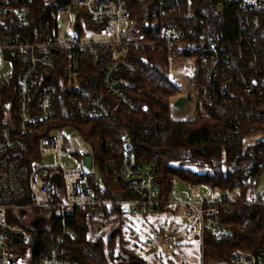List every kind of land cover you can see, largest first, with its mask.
<instances>
[{
  "label": "built area",
  "instance_id": "obj_1",
  "mask_svg": "<svg viewBox=\"0 0 264 264\" xmlns=\"http://www.w3.org/2000/svg\"><path fill=\"white\" fill-rule=\"evenodd\" d=\"M63 1L0 0V264H31L38 218L42 250L34 264H78L71 245L78 235L64 215L87 212L95 231L96 214L117 209L123 215V207L131 216L171 212L168 230L157 237L164 250L175 241L174 221L193 216L204 264L205 240L228 239L243 228L222 221L243 194L246 204L264 209V188L258 189L264 130L256 128L264 126V0ZM152 53L189 93L178 107L192 104L184 121L209 120L219 106L226 139L245 135L243 143L254 148L260 162L246 167L231 190L209 188L196 203L161 197L156 163L135 147L154 132L132 119L146 111L136 99L137 77ZM119 118L126 124L118 141L98 143L118 150L104 164L107 185L77 126ZM79 251L99 258L92 247ZM127 259L145 264L131 255H111L110 264ZM214 264H264V251L236 250Z\"/></svg>",
  "mask_w": 264,
  "mask_h": 264
},
{
  "label": "trees",
  "instance_id": "obj_2",
  "mask_svg": "<svg viewBox=\"0 0 264 264\" xmlns=\"http://www.w3.org/2000/svg\"><path fill=\"white\" fill-rule=\"evenodd\" d=\"M147 57L148 61L137 77L140 89L136 93V99L145 104L146 111L139 118L132 117V119L141 126L142 130L154 132L140 143H136L135 147L140 158L156 163L157 184L161 197L169 199L175 180L190 186H203L220 191L231 190L244 178L246 167L255 166L260 162L259 158L252 155L254 148L243 143L245 135L235 141L226 139L222 126V109L219 106L213 109L209 120L198 118L191 121L171 120L170 99L180 94L182 88L179 83L167 76L161 55L152 53ZM12 87L13 84L10 85V89ZM61 119L65 120L64 112L61 113ZM125 124L126 121L119 118L113 122L86 123L77 126V130L93 147L97 166L107 185L110 182L104 174V164L118 154V150L107 151L98 147V143L104 140L117 142L121 127ZM256 128L264 130V126ZM39 137L40 134H36L33 140L29 139V141L33 143ZM245 200L243 194L234 212L222 219L228 225L235 227L240 224L243 228L238 229L235 235L228 239L205 240L204 264L226 260L236 250L252 254L264 251V209L260 206L248 205ZM113 215V218H121V213L115 209L103 214V219L107 223L111 221ZM88 216L87 212L77 211L63 217L64 224L78 235L77 241L71 243L73 258L78 264H110L117 243L124 244L121 237L117 243L115 241L121 233L122 224L119 223L115 227L118 230L113 238H110L113 229L109 231L106 242L102 239L104 235L91 241L86 225ZM60 220L61 217L53 216L54 224H58ZM82 246L94 248L99 255L98 260L84 258L79 251Z\"/></svg>",
  "mask_w": 264,
  "mask_h": 264
},
{
  "label": "rangeland",
  "instance_id": "obj_3",
  "mask_svg": "<svg viewBox=\"0 0 264 264\" xmlns=\"http://www.w3.org/2000/svg\"><path fill=\"white\" fill-rule=\"evenodd\" d=\"M66 27V25L60 24ZM4 72H9L6 67ZM184 98L188 100L189 93L182 91L176 95L170 104L169 115L173 121H183L189 114L192 104L186 102L182 109L176 107V102ZM49 165H55L56 159L53 156L46 158ZM65 164V160H63ZM264 188V175L258 183V189ZM209 192V188L203 186H190L182 181L175 180L172 185L169 200L171 202H190L199 201L202 194ZM212 197L217 196L215 192ZM121 218H113L111 221L105 222L103 215L96 214V230H89V239L93 241L98 236L104 235L102 239L107 240V235L111 229L115 228L119 223L122 224L121 233L115 239L116 243L119 237L124 241L123 245L119 242L112 255L118 256H135L141 259L145 264H199L201 261L200 241L198 238V228L193 216H189V221L176 219L174 221L175 241L172 242L168 250H164L157 243L159 234L165 233L173 216L169 211H159L147 216H131L127 215L125 207L122 209ZM92 222V221H91ZM92 224V223H91ZM87 228L90 227V221L86 223ZM112 230V231H113ZM111 231V232H112ZM153 251L152 253H149ZM113 259V258H112ZM115 259V258H114Z\"/></svg>",
  "mask_w": 264,
  "mask_h": 264
},
{
  "label": "water",
  "instance_id": "obj_4",
  "mask_svg": "<svg viewBox=\"0 0 264 264\" xmlns=\"http://www.w3.org/2000/svg\"><path fill=\"white\" fill-rule=\"evenodd\" d=\"M67 2V0H64L62 4L65 5V3ZM13 55H15V53L13 52ZM184 102V98H181L180 100H178L176 102V107H179L182 103ZM184 222H185V219H184ZM44 223V220L41 219V218H38L36 219L35 221V224L32 226V231H34L36 233V237H35V242H34V245L32 247V259H31V264H34V259L35 257H37L40 253H41V250H42V245L38 239V235H39V232L41 230V226L42 224ZM117 230L118 229H115L112 231L111 235H110V238H113L115 236V234L117 233ZM153 251L149 252V253H152Z\"/></svg>",
  "mask_w": 264,
  "mask_h": 264
},
{
  "label": "flooded vegetation",
  "instance_id": "obj_5",
  "mask_svg": "<svg viewBox=\"0 0 264 264\" xmlns=\"http://www.w3.org/2000/svg\"><path fill=\"white\" fill-rule=\"evenodd\" d=\"M125 264H133L132 261L128 260L125 262Z\"/></svg>",
  "mask_w": 264,
  "mask_h": 264
}]
</instances>
